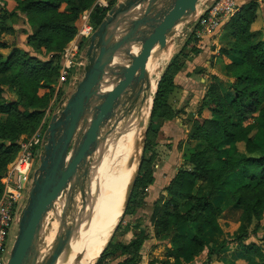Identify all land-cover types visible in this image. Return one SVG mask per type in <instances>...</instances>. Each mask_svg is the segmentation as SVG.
Here are the masks:
<instances>
[{
	"label": "rangeland",
	"instance_id": "374dc122",
	"mask_svg": "<svg viewBox=\"0 0 264 264\" xmlns=\"http://www.w3.org/2000/svg\"><path fill=\"white\" fill-rule=\"evenodd\" d=\"M20 1L0 0V17H5L4 25L10 27V32L5 33L4 27L0 26V38L7 44V48L0 49V60L9 57L15 49H18L36 58L39 64H47L51 71L45 74L46 78L39 84L30 85H25L20 80L15 83L11 82V71L0 74L2 79L0 83L1 100L4 102L17 101L31 107L18 104L16 108L24 114L32 110L40 111L34 119L37 123L35 128L27 127V131L19 134L14 141L18 148L12 159L20 149V142L31 139L36 132H39L41 136L44 134L52 113L58 111L60 103H63L67 97L68 90L74 87L82 76L85 63L83 51L97 27L93 24L92 18L94 8L98 7L99 12H104L106 16L114 5L121 2V0H103L107 6L100 7L98 5L101 3L100 0H85L87 6L78 10V19L72 21L76 25V31L71 38L66 40L61 35L57 41L35 48L29 41V36L37 31V20L40 15H35L29 10H22L19 6ZM239 1L241 0H237ZM253 1L257 2V8L255 17L249 26L251 32L249 42L254 44L264 40V0H246L241 3L242 5L237 6V11H241ZM163 2L158 4V9L162 10L166 6ZM208 2L210 0H198L193 19L178 23L175 32L168 38L165 51L172 47L171 53L167 59L162 61L158 75L160 80L165 72L174 74L177 87L168 97L172 112L169 118H164V120L156 121L155 118L151 120L149 116L145 120V134L138 173L140 178L150 179V182L137 185L132 189L123 215L119 218L102 249V251L105 248L110 249L115 244H128L133 239L140 238L142 240L139 248L140 264H148L150 260H154L155 264H233V259H236L235 255H237L236 251H239L241 247L239 244H234L231 249L229 241L233 240L242 219L250 232L246 239L247 243L257 244L258 242L264 250V241L259 242L264 240V209L258 210L257 218L252 217L249 212L242 218L240 214L243 208L232 207L229 200L220 203L222 212L218 220L222 227V234H202L206 249L196 259L189 251L175 252L170 246V237L173 233H169V237H164L167 232L165 233L162 227H159L158 221L166 212L174 210L184 212L185 204L192 196L208 192L203 188L202 181H198L192 193H181L177 190L175 180L181 169L192 168L193 165L186 160L190 152L207 148V144L202 140L201 129L213 126L212 120L217 114L205 104L210 101V98L223 100L228 95L226 93H232L233 87L241 89L250 85L247 80L239 76V67L234 62V58L239 55L235 48L236 39L230 35L229 31V23L234 15L213 29L206 28L199 23ZM69 4V0H60L56 12L69 15ZM3 10H7L9 14L3 15ZM84 16L85 19H83ZM84 21H87L92 29L88 34L80 35L79 30ZM66 52L73 53L71 56L73 63L68 70L63 68ZM158 54L159 51L155 52L153 57L156 58ZM263 105L264 101L258 104V108ZM227 114H231L232 121L237 123L240 129L250 124L254 128L250 131L254 134L253 141L260 145L264 144V120L258 117L257 110L245 118L230 110ZM7 122H9L7 114L0 112V123L6 124ZM20 122L23 124L22 119ZM118 132L116 129L111 141L118 135ZM0 139L9 144L8 138L0 137ZM110 140H107L108 144ZM219 148L220 156L224 158L235 149L244 151L245 143L224 140ZM212 152L206 153L210 160L213 159ZM12 159L0 171V197L4 192L2 178L9 169ZM233 189L232 186L227 187L228 196ZM71 192L76 205L80 208L83 192L77 188L72 189ZM59 202H56L55 207L49 210L45 217L43 231L40 235L41 242L37 246L41 259L49 254V248L59 231L61 223V218L57 214L61 209ZM193 228L182 226L179 227V231L191 235ZM253 231H256V234H252ZM225 247L229 249L225 251ZM211 249L212 251H208ZM119 250L109 257L105 264H118L134 252V247L130 246L126 253ZM207 255L210 257L208 261H206ZM253 258L261 259L257 254H254Z\"/></svg>",
	"mask_w": 264,
	"mask_h": 264
},
{
	"label": "water",
	"instance_id": "95a60500",
	"mask_svg": "<svg viewBox=\"0 0 264 264\" xmlns=\"http://www.w3.org/2000/svg\"><path fill=\"white\" fill-rule=\"evenodd\" d=\"M161 1L166 4L162 10L158 9ZM197 2L121 0L97 25L83 51L82 76L46 126L39 164L5 264H53L63 242L91 213L94 184L107 140L116 129L118 135L123 131L149 96L146 64L151 51L155 47V52L165 50L178 23L193 19ZM141 153L142 148L134 162L125 207L137 179ZM76 188L83 192L80 208L71 192ZM57 201L61 205L57 212L61 218L59 231L49 254L41 259L37 246L43 224ZM77 261L76 257L68 264Z\"/></svg>",
	"mask_w": 264,
	"mask_h": 264
},
{
	"label": "trees",
	"instance_id": "16d2710c",
	"mask_svg": "<svg viewBox=\"0 0 264 264\" xmlns=\"http://www.w3.org/2000/svg\"><path fill=\"white\" fill-rule=\"evenodd\" d=\"M69 1V15L56 12L60 0L20 1L19 6L22 10H29L35 15H40L37 20V31L29 36V41L35 48L57 41L61 35L66 40L74 35L76 25L72 21L78 19V10L85 8L87 4L85 0ZM256 8L257 2H251L241 11H237L229 23L230 35L236 39L235 48L239 54L234 58V62L239 67V76L247 80L250 85L241 89L233 87L232 93H226L228 95L223 97V100L210 98V101L205 104L217 114L212 120L213 126L201 129L202 140L207 144V148L202 151H191L186 160L193 165L192 168L181 169L175 178L177 190L181 193H192L198 181H202L203 188L208 192L192 196L185 204L184 212L168 211L158 221L159 227H162L165 233L167 232L164 237H169V233H173L170 237V245L175 252L189 251L193 255H199L205 249L202 234H222V227L218 220L222 212L221 202L229 200L234 207H242L241 217L249 212L252 217L257 218L258 210L264 209V144L260 145L253 141L254 134L250 132L253 127L250 124L240 129L238 124L232 121L231 114H227L230 110L245 118L257 110L258 117L264 120V105L258 108V104L264 101V40L254 44L249 42L251 34L249 26L255 17ZM7 14L9 12L3 10V15ZM103 17L104 12H99V8L95 7L92 13L93 24L97 26ZM4 18L0 17V26L4 27L5 33H8L10 27H5ZM3 48H7V44L0 38V49ZM6 71H11V82L20 80L25 85H30L39 84L46 78L45 74L51 70L47 64H39L36 58L15 49L9 57L0 60V74ZM173 78V73L162 74L153 95L149 115L151 120L169 118L172 108L167 100L175 87ZM0 83H2L1 78ZM18 104L28 107L21 102H4L0 98V112H5L9 121L6 124L0 123V137H6L9 140V144H6L0 139V171L12 159L18 148L14 143L17 136L26 132L27 127L35 128L37 123L34 119L40 114L38 110L24 114L16 108ZM20 119L23 120V124ZM224 140L243 141L245 149L244 151L235 149L222 158L219 145ZM208 151H213L211 160L206 155ZM149 182L150 179L144 180L138 173L134 187ZM229 186L234 189L228 196L227 187ZM182 226L194 227L193 233L187 235L180 232L179 227ZM252 234H256V231ZM249 235L250 232L242 219L233 240L240 245L249 260L254 254L262 259L263 248L260 245L243 243ZM141 244L142 240L135 238L128 244H115L110 249L105 248L94 264H105L109 257L118 252L119 248L120 252L126 253L130 246L134 247V252L118 264H140ZM148 264H155V261L150 260Z\"/></svg>",
	"mask_w": 264,
	"mask_h": 264
},
{
	"label": "bare ground",
	"instance_id": "6f19581e",
	"mask_svg": "<svg viewBox=\"0 0 264 264\" xmlns=\"http://www.w3.org/2000/svg\"><path fill=\"white\" fill-rule=\"evenodd\" d=\"M171 48L160 51L156 58L153 57L156 47L151 51L146 64L150 76L146 89L149 96L118 137L110 140L94 184L91 213L63 242L53 264H68L76 257L78 261L75 264H94L123 215L134 162L142 148L144 125L140 126L139 121L145 122L148 117L152 94L159 82L158 72L162 61L169 57Z\"/></svg>",
	"mask_w": 264,
	"mask_h": 264
},
{
	"label": "built area",
	"instance_id": "2783aa9c",
	"mask_svg": "<svg viewBox=\"0 0 264 264\" xmlns=\"http://www.w3.org/2000/svg\"><path fill=\"white\" fill-rule=\"evenodd\" d=\"M98 5L107 6L103 0ZM236 0H210L204 13L201 15L199 23L206 28H215L221 22L229 19L237 11ZM86 17L84 16L83 19ZM92 26L84 21L80 35L90 32ZM73 53L66 52L63 63L64 70L71 68L73 63L71 56ZM66 72V71H65ZM43 135L36 132L31 139L20 142L19 151L12 159L9 169L2 178L4 192L0 197V264H5L10 253L12 242L17 230V222L23 207L26 204L28 189L31 185L34 155L37 148H42Z\"/></svg>",
	"mask_w": 264,
	"mask_h": 264
},
{
	"label": "crops",
	"instance_id": "0c3cea01",
	"mask_svg": "<svg viewBox=\"0 0 264 264\" xmlns=\"http://www.w3.org/2000/svg\"><path fill=\"white\" fill-rule=\"evenodd\" d=\"M246 0H241V1H239V2H237V0H236V4H237V6L240 4V5H242L241 3H243V2H245ZM188 79H190L191 80V78H188ZM173 81H174V84H175V87L174 88H176L177 87V84L175 83V80H174V78H173ZM188 81V80H187ZM187 83H189V82H187ZM172 93V92H171ZM170 93V94H171ZM169 94V95H170ZM169 97V96H168ZM167 102H168V104L170 103L169 102V99L167 100ZM170 105V104H169ZM42 148H43V145H42ZM42 148L40 149V147H38L37 148V152H36V154L34 155V163H33V171H32V175H31V179H33V174H34V172H35V170H36V168H37V166H38V164H39V155L41 154V152H42ZM232 207H234L233 205H232ZM234 208H239L240 209V207H234ZM241 212H242V210H241ZM241 215V214H240ZM221 226V225H220ZM235 236V235H234ZM233 239H234V237H233ZM262 241H264V240H260L259 242H262ZM230 242V248L232 247V245H234V244H238V243H236L234 240H232V241H229ZM205 243V242H204ZM233 243V244H232ZM244 244H246V245H249V243L250 244H252V243H254V244H256L255 242H249V243H247V240H244V242H243ZM257 245H259L258 244V242H257ZM171 246V245H170ZM172 248V247H171ZM205 249H206V244H205ZM204 249V250H205ZM227 249H229V248H227V247H225V251H227ZM232 249V248H231ZM203 250V251H204ZM202 251V252H203ZM209 251V250H208ZM201 252V253H202ZM263 252H264V250H263ZM200 253V254H201ZM236 253H237V255H235V252H234V255H235V257H236V259H233V264H262V263H264V258L262 257V259H255V258H252L251 260H249L248 258H247V256H246V254L241 250V249H239V251H236ZM199 254V255H200ZM199 255H194V257H195V259L197 258V256H199ZM261 258V257H260ZM210 259V257H208V255H207V260L206 261H208ZM192 264H195V263H192Z\"/></svg>",
	"mask_w": 264,
	"mask_h": 264
}]
</instances>
